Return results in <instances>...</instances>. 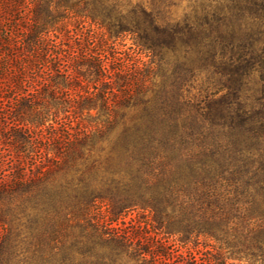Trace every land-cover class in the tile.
I'll return each mask as SVG.
<instances>
[{
    "label": "trees",
    "instance_id": "obj_1",
    "mask_svg": "<svg viewBox=\"0 0 264 264\" xmlns=\"http://www.w3.org/2000/svg\"><path fill=\"white\" fill-rule=\"evenodd\" d=\"M0 144V264H264V0H0Z\"/></svg>",
    "mask_w": 264,
    "mask_h": 264
},
{
    "label": "rangeland",
    "instance_id": "obj_2",
    "mask_svg": "<svg viewBox=\"0 0 264 264\" xmlns=\"http://www.w3.org/2000/svg\"><path fill=\"white\" fill-rule=\"evenodd\" d=\"M28 11L25 8L23 12L21 13V16H27ZM78 23L76 22H69L68 26L63 29H85L86 32L94 33L97 38L100 40L101 30H99L96 26L89 25L88 23ZM77 25V26H76ZM103 38V37H102ZM102 41V39H101ZM107 46L109 47V50L116 54L118 57H125L129 62L131 61H138L139 63H146L148 62V58L143 53H138L134 47L132 46V41L129 36L119 37L117 39H111L108 40ZM205 81V77H201L198 80V85L195 87V89L192 91L193 93H196L199 91V85H202ZM0 149L3 150L2 145L0 144ZM4 152V151H3ZM97 208L99 210V213L102 215L103 221H108V217L106 215V209L103 205H97ZM146 213H140L138 210L134 211H128L125 213L124 216L121 217V219L118 220V223L123 225L124 227H127L128 229H139L141 225L143 224V221H146L148 219L147 216H145ZM171 243H175L176 246L179 248V251L182 253L190 252L196 257L198 256V253H203L205 251L210 250L212 242L206 241L204 239H199L198 241L191 240L187 242L186 244H181L179 242H176L175 239H169ZM226 264H248L245 261L238 262L235 259L227 258Z\"/></svg>",
    "mask_w": 264,
    "mask_h": 264
}]
</instances>
